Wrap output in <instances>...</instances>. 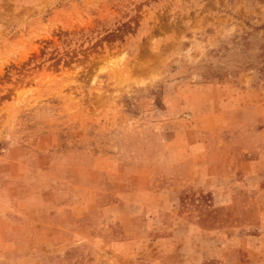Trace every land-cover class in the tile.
<instances>
[{
    "label": "rangeland",
    "instance_id": "obj_1",
    "mask_svg": "<svg viewBox=\"0 0 264 264\" xmlns=\"http://www.w3.org/2000/svg\"><path fill=\"white\" fill-rule=\"evenodd\" d=\"M236 105L264 138V0H0V264L264 255Z\"/></svg>",
    "mask_w": 264,
    "mask_h": 264
},
{
    "label": "crops",
    "instance_id": "obj_2",
    "mask_svg": "<svg viewBox=\"0 0 264 264\" xmlns=\"http://www.w3.org/2000/svg\"><path fill=\"white\" fill-rule=\"evenodd\" d=\"M236 84H238L240 89H243L245 91H252V85H253V78L248 74V72L239 73L238 76H236ZM241 107V105L239 106ZM242 109H249L251 110L250 118L253 116V120L249 123L245 122L244 126L241 125H227L223 126L224 128L221 130L220 128L217 129L218 132H226L231 134H238V138L235 140H241V146H239V150L245 154L246 160L243 162L244 167L247 168L246 174H244V177L250 178V181L253 179L255 181V186L258 191L253 190V186L249 185L248 187H245V190L249 191V193L254 197V199L257 200V212L260 211L264 213V198H262L261 195L264 196V138L262 134L261 138V131L262 129L256 125L258 120V114L256 108H253L250 106L249 108H238L237 105L235 108H233V113L241 114ZM240 110L241 112H237ZM258 127L260 128L258 130ZM228 130V131H225ZM216 132V129H215ZM211 133V132H210ZM260 139V140H258ZM261 143V147L259 144ZM260 151V152H259ZM259 152V153H258ZM247 156V157H246ZM240 177V176H239ZM240 177L238 180L239 182L244 181ZM241 192V190H239ZM239 191H235L234 193L237 194ZM258 198V199H257ZM236 203V202H235ZM237 207V206H235ZM143 217L140 215H133V216H127L124 220V223L122 224V227H119L118 232H115L117 236H114L118 241L114 244H122L127 245L131 243V240H134L136 238L132 237V233L130 228L132 227H138L141 225ZM256 219L251 218L248 220L246 225H242L243 221H239V219L234 220L231 222V226H228L230 229L235 228L239 229L244 227L247 228H262L264 230V223L260 224H252L253 221ZM264 221V220H263ZM226 228V227H225ZM255 237V238H261ZM256 246H261V242L259 240L256 241L255 245L250 248V250L246 249H239L236 250L233 254V257L231 258H225L223 257V261L221 264H227V259L231 260L233 264H264V255L261 254L260 250H256ZM131 249H129L130 253ZM132 252V251H131Z\"/></svg>",
    "mask_w": 264,
    "mask_h": 264
}]
</instances>
